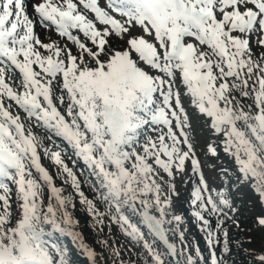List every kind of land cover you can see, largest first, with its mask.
Segmentation results:
<instances>
[{"label": "snow or ice", "instance_id": "obj_1", "mask_svg": "<svg viewBox=\"0 0 264 264\" xmlns=\"http://www.w3.org/2000/svg\"><path fill=\"white\" fill-rule=\"evenodd\" d=\"M190 109L209 137L203 146ZM57 139L65 148L46 145L59 148ZM201 150L232 159L264 228V0H0V264H69L57 233L96 264L57 178L97 223L114 209L111 221L152 264H229L225 224H238L239 209L223 183L209 188ZM64 155L83 162L94 198ZM193 177L187 199L207 260L178 214V184Z\"/></svg>", "mask_w": 264, "mask_h": 264}, {"label": "rangeland", "instance_id": "obj_2", "mask_svg": "<svg viewBox=\"0 0 264 264\" xmlns=\"http://www.w3.org/2000/svg\"><path fill=\"white\" fill-rule=\"evenodd\" d=\"M31 0H28L27 3H30ZM42 29L38 30V33H41ZM42 35V34H41ZM45 39V36L43 37ZM51 39H54L51 36ZM47 42V41H46ZM187 106V101L185 102ZM190 116L192 120L193 127L197 130L199 135L201 146L207 143L209 137L206 130L202 126V121L199 120L196 113L190 109ZM57 144L59 148H56L52 145L51 141H46V145L53 147V150H60V148H65V144L57 139ZM70 152V149L68 150ZM221 153L226 157V162L224 163L219 158L212 157L210 154L205 155L201 150L198 152V155L201 160L202 171L206 180L208 181L210 189H217L221 183L229 190V194L232 197L234 205L239 209L238 215L234 218L238 224H233V221L229 219L225 227L229 231V246L231 248L229 264H242L239 259L240 246L237 242L239 231L249 227L260 229L264 232V228H261L257 224V217L262 214L259 204L257 203L255 197L247 188L238 185L236 177L238 173L235 170V165L232 159L227 156L221 150ZM65 161L69 164V167H72L73 170L77 173L78 178L81 181V190L85 192V195L90 199L95 197V192L92 190L88 183H85V177L87 176V169L83 165L82 161L77 162L73 165V158H69L68 155H64ZM42 163L49 172L52 173L55 177L56 169L55 166L49 161L42 158ZM226 164L227 166L233 169L229 170L228 168H221L222 165ZM228 171V175L231 177V181L223 175L224 170ZM83 172V175L81 174ZM187 181V178H185ZM196 177H193L192 182H185L183 184H178V189L181 193V198L178 201V214H182L185 218V225L188 229L186 232V239L192 245L199 244L201 252L205 259L207 260L210 253L208 245L204 239V233L199 231V228L191 216L192 209L188 203V196L192 188V184L195 183ZM94 182V178H92ZM57 186H62L65 189L64 195H72L73 202L75 203V208L69 205V212L72 215L74 221H76L73 230L78 232L83 238L84 243L91 248L96 253V264H152L151 257L148 255L147 251L143 248L142 242H133L130 237L126 236L121 230L119 224L113 223L110 219L112 215H116L115 210L113 209L103 218V224L97 223L96 218L90 215L84 205H81L79 202V197L75 194L74 190L71 188L70 184H63L62 180L59 178L56 179ZM215 194V192H213ZM97 208L101 212L107 210V206L97 201ZM130 218L133 222H136L138 219L135 216ZM211 220L212 227H215L216 217H208ZM146 231V229H144ZM59 233L55 234L58 235ZM147 239H151L146 236ZM65 242L63 243L62 248L68 250V260L75 262L76 264H92V261L88 258L87 254L79 247L78 241H73L71 236L66 235ZM223 237L221 236V241ZM172 242L177 245V248L180 249L183 247L178 239V237H173ZM157 248L162 250L159 243L157 242ZM222 244L217 246L216 251L219 255L220 248ZM114 251H119L120 255L117 256L114 254ZM166 264H171L167 256H165ZM180 261V264H183L184 257H176Z\"/></svg>", "mask_w": 264, "mask_h": 264}, {"label": "trees", "instance_id": "obj_3", "mask_svg": "<svg viewBox=\"0 0 264 264\" xmlns=\"http://www.w3.org/2000/svg\"><path fill=\"white\" fill-rule=\"evenodd\" d=\"M224 163L226 162V157L223 156L221 153V150L218 151L217 157ZM228 168L229 170L233 169L226 164L222 165L221 168ZM56 242L60 244V246H63V243L65 242L66 235H55ZM237 242L240 246V251H239V259L242 262V264H254V253L258 252L262 247H264V232L261 231L260 229L249 227V228H244L239 231ZM69 261V260H68ZM69 264H76L75 262L69 261Z\"/></svg>", "mask_w": 264, "mask_h": 264}, {"label": "bare ground", "instance_id": "obj_4", "mask_svg": "<svg viewBox=\"0 0 264 264\" xmlns=\"http://www.w3.org/2000/svg\"><path fill=\"white\" fill-rule=\"evenodd\" d=\"M27 1H28V0H26V3H27ZM39 29H42V28H40V27L38 26V27H37V32H38ZM41 34H42V35H41ZM40 35H41V38L43 39V37L45 36V30H44V29H42ZM52 37L54 38L53 40H59V39H60V38H59L57 35H55V34H52Z\"/></svg>", "mask_w": 264, "mask_h": 264}, {"label": "water", "instance_id": "obj_5", "mask_svg": "<svg viewBox=\"0 0 264 264\" xmlns=\"http://www.w3.org/2000/svg\"><path fill=\"white\" fill-rule=\"evenodd\" d=\"M158 242V241H157ZM159 243V242H158ZM160 245V244H159ZM160 247L162 248V245H160ZM168 259L170 260L171 264H176V257H171V256H167Z\"/></svg>", "mask_w": 264, "mask_h": 264}]
</instances>
